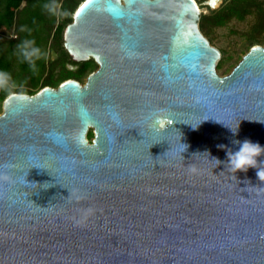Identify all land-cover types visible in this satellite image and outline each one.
I'll use <instances>...</instances> for the list:
<instances>
[{"label":"water","instance_id":"95a60500","mask_svg":"<svg viewBox=\"0 0 264 264\" xmlns=\"http://www.w3.org/2000/svg\"><path fill=\"white\" fill-rule=\"evenodd\" d=\"M201 17L79 4L64 46L98 67L0 112V264H264V154L228 161L233 141L264 147V44L220 74Z\"/></svg>","mask_w":264,"mask_h":264},{"label":"rangeland","instance_id":"374dc122","mask_svg":"<svg viewBox=\"0 0 264 264\" xmlns=\"http://www.w3.org/2000/svg\"><path fill=\"white\" fill-rule=\"evenodd\" d=\"M82 1L70 0L66 9H62L63 0H56L60 8H56L55 14L52 15L43 5L47 2L53 3V0H41L43 3L31 0L32 7L40 8L42 21L28 25L25 23L28 21V14L20 12L16 13L15 22L11 27L0 25V71L11 76L9 86L0 89V112L3 111L5 99L14 92L26 91L25 93L34 94L48 85L56 87L65 81L64 78L71 71L78 72V78L75 79L84 83L87 76L98 67L97 62L91 59L86 69L79 72V66L68 62V56L62 48L64 34L53 37L56 26L68 19L70 8L78 6ZM197 2L202 15H206L205 22H200V27L211 44L222 52L217 65L220 74L230 72L253 45L264 44V0H219L215 7L209 4V0ZM26 3L24 0L21 7ZM75 11L76 9L73 10V16ZM35 27L41 30L37 31ZM22 28L25 30L21 31ZM30 39L35 40L36 46L40 47L42 54L46 56L36 61V64L45 62L43 66H37L36 72L23 66L24 58L21 48L18 47Z\"/></svg>","mask_w":264,"mask_h":264},{"label":"clouds","instance_id":"9594fccd","mask_svg":"<svg viewBox=\"0 0 264 264\" xmlns=\"http://www.w3.org/2000/svg\"><path fill=\"white\" fill-rule=\"evenodd\" d=\"M44 9L49 12V14L54 15L56 8H60V5L53 0V3H45L43 5ZM25 29H21L24 31ZM21 48V55L23 56L24 60L28 62L30 69L33 72L37 71V64L36 61L45 58L42 54V50L40 47L36 46L35 40L30 39L27 41L22 42L21 45H18ZM11 82V76L7 72L0 71V89H5L9 86ZM233 133L237 131L232 130ZM234 143L240 144V148L235 153L229 152L228 153V161H229V168L231 171H247L249 167H257V157L264 154V147L259 145L258 143H252L248 140L243 142L240 141H233ZM223 147V146H220ZM217 164L220 161L215 160ZM264 163V162H262ZM257 175L260 180H264V167H261L260 170L257 172Z\"/></svg>","mask_w":264,"mask_h":264},{"label":"trees","instance_id":"16d2710c","mask_svg":"<svg viewBox=\"0 0 264 264\" xmlns=\"http://www.w3.org/2000/svg\"><path fill=\"white\" fill-rule=\"evenodd\" d=\"M23 1L24 0H0V5H1V8H0V25L5 24V25L11 27L14 24V22H15L14 17L16 15V13H20V12L28 14L27 17H26V19L28 21L25 22L28 25L32 26V24L34 25V23H36L37 21H42L43 20V17L41 16V14L39 12L40 8L36 9L34 6H33L34 7L33 8L30 5L31 0H26L27 1L26 5L21 7V3ZM42 1H44V0H42ZM69 1L70 0H63L61 8L62 9H66L67 5L69 4ZM38 2H41V0H38ZM41 3H43V2H41ZM78 6L74 5L73 7L70 8L68 19L65 20L64 22L59 23L56 26V29H55V31L53 33V37L62 36L64 34L67 25L73 20V15H72L73 10L77 9ZM205 19H206V15L203 14L202 17H201L202 24L205 22ZM35 30L38 31V30H41V29L38 28V27H35ZM42 39L44 40V37ZM62 48L64 49L65 53L68 56V62L73 63V64H77L79 66V70H78L79 72H82V71H84L86 69V67L89 64L91 59L85 60V61L74 60L72 58V56L69 54V52L67 51V49L65 48V46L62 45ZM43 62L42 63L38 62L37 66L38 67H40L41 65L43 66L44 63H45V62L44 63ZM23 66L25 68H30L28 62L25 61V60L23 61ZM78 75H79L78 72L71 71L64 79L67 80L69 78H78ZM45 85H48V84H45ZM17 92L25 93L26 91H17ZM93 134L94 133L92 131H90L89 134H88V137L90 139H92Z\"/></svg>","mask_w":264,"mask_h":264},{"label":"bare ground","instance_id":"6f19581e","mask_svg":"<svg viewBox=\"0 0 264 264\" xmlns=\"http://www.w3.org/2000/svg\"><path fill=\"white\" fill-rule=\"evenodd\" d=\"M219 2V0H214V4L216 5V3H218Z\"/></svg>","mask_w":264,"mask_h":264},{"label":"flooded vegetation","instance_id":"af4514ba","mask_svg":"<svg viewBox=\"0 0 264 264\" xmlns=\"http://www.w3.org/2000/svg\"><path fill=\"white\" fill-rule=\"evenodd\" d=\"M91 59H93V58H91ZM93 60H94V59H93ZM90 131H92V132H93V129H90V130H89V132H90ZM89 132H88V134H89ZM93 136H94V134H93ZM92 138H93V137H92Z\"/></svg>","mask_w":264,"mask_h":264}]
</instances>
